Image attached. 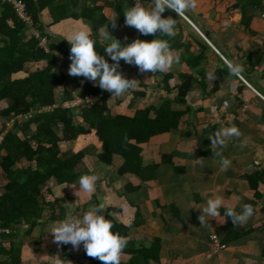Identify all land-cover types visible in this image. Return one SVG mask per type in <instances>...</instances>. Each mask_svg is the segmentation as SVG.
Listing matches in <instances>:
<instances>
[{"label":"crops","instance_id":"crops-1","mask_svg":"<svg viewBox=\"0 0 264 264\" xmlns=\"http://www.w3.org/2000/svg\"><path fill=\"white\" fill-rule=\"evenodd\" d=\"M60 2L77 4L66 7L71 19L63 23L50 24L51 11H45L42 17L48 27L46 33L67 40L75 31L86 30L107 44L103 33L107 29L115 38L123 36L128 30L122 20L124 11L137 0ZM138 2L151 5V0ZM96 8L100 10L97 17H106L108 22L94 30V25L83 17L92 16ZM262 9L261 0H198V7L184 16L170 9L162 14L176 19L177 34L170 45L180 62L164 73H141L134 64L124 63L125 76L138 80L134 89L144 82L147 96L134 99L127 91L111 96L109 106L114 115L134 117L139 110L176 94L165 90L167 75H171V88L181 82V77L192 76L186 104L174 108L185 112L179 129L153 136L142 145L143 165L124 173L121 169L125 159L121 155L116 154L112 164L99 163L102 143L95 132L74 143H63L65 150L87 152L84 165L99 180L91 193L79 189V180L61 186L52 182L54 194L50 200H63L56 216L63 210L64 220L82 217L93 206L103 204L105 218L108 215L115 224L128 228V245L120 264H130L131 260L134 264H264V183L254 180L264 172ZM114 16L115 28L110 21ZM133 28L130 26V31ZM132 33L134 39L142 35L138 30ZM225 59L243 66V78L229 74ZM209 69L216 73L212 80L207 75ZM232 125L241 130L242 137L230 139L226 149L218 150L219 155L212 153L209 136ZM245 138L247 146L241 149L239 144ZM200 158L202 163L197 161ZM224 158L231 161L226 170L221 168ZM214 195L223 196L225 204L238 212L241 205L251 204L254 215L246 224L234 226L225 215V207H221L219 216L201 226L198 217L202 209L197 208L206 206ZM60 222L42 229L41 251L24 246V264L91 263L83 243L79 249L67 244L68 253L61 251L62 244L54 243L50 231ZM212 235H217L226 249L214 251ZM53 249L57 255L52 257Z\"/></svg>","mask_w":264,"mask_h":264},{"label":"trees","instance_id":"trees-1","mask_svg":"<svg viewBox=\"0 0 264 264\" xmlns=\"http://www.w3.org/2000/svg\"><path fill=\"white\" fill-rule=\"evenodd\" d=\"M21 1L33 25L21 19L11 2L0 0V140H3L0 148V264H24V246L41 251L42 229L50 223L64 221L62 209V214L56 216L63 200H50L54 194L52 182L59 186L72 185L82 175L90 174L84 165L87 152L65 150L63 143H74L81 136L95 132L102 143L97 155L99 163L112 164L118 154L125 159L121 172L135 171L144 163L142 145L153 136L179 129L185 112L174 108L186 104L194 80L192 76H183L181 82L171 88V75H167L165 90L169 94L174 91L175 95L139 110L134 117L114 115L109 106L112 96L109 91L83 76L68 74L71 64L68 40L46 33L48 27L43 23V13L51 11L53 23L50 24L63 23L71 19L66 7H73L77 2ZM99 12L96 8L92 16L83 17L94 25V30L108 22L106 17H97ZM122 20L125 23V15ZM34 28L40 32L39 37ZM129 28L117 38L125 46L135 40L132 31L136 29L130 31ZM158 36L159 33L141 35L136 39L151 41ZM90 37L96 41V50L106 55V44L95 34ZM170 39L169 43L173 41ZM105 59L109 64L114 63L110 57ZM124 63L120 61L118 71L125 76ZM144 87L148 88L142 82L129 92L134 99L146 97ZM75 93L80 97L102 96V99L95 104L64 107L77 97ZM50 106L55 108L46 110ZM254 180L264 183V172ZM106 219L113 223L114 233L127 236V227L115 224L108 215ZM62 247L61 251L68 253L67 244ZM50 254L56 256V249ZM90 260V264H102L98 258ZM133 262L131 260L130 264Z\"/></svg>","mask_w":264,"mask_h":264},{"label":"clouds","instance_id":"clouds-1","mask_svg":"<svg viewBox=\"0 0 264 264\" xmlns=\"http://www.w3.org/2000/svg\"><path fill=\"white\" fill-rule=\"evenodd\" d=\"M197 7L198 0H151L148 7L137 0L134 6L124 11L125 24L134 27L145 36L159 33L158 37L174 38L177 34L176 19L164 18L162 14L170 9L178 16H184ZM110 21L115 28L117 26L115 16ZM158 37L151 41L135 39L125 46L106 29L103 33V39L108 42L104 49L106 55H101L96 50V41L86 30L75 31L67 39L71 45L68 74L74 77L83 76L89 81L96 82L102 90L109 91L112 96H120L134 89L138 81L126 78L118 71L121 60L127 64H134L141 73H164L175 63L180 62L179 54H174L169 41ZM106 56L114 63L109 64ZM224 62L231 76L243 78L244 68L241 64L227 59ZM207 75L212 80L216 73L209 69ZM242 135L241 130L235 125L217 129L209 136L212 153L219 155L218 150L226 149L230 139H239ZM246 146L247 138L239 144L241 149ZM197 161L202 163L201 158ZM230 165L231 161L227 158L221 161L222 170H226ZM98 180L99 176L96 174L82 175L78 182L79 189L91 193L95 190ZM221 207H225V215L232 219L234 226L246 224L255 211L251 204H243L238 212L225 204L223 196L214 195L207 200L206 206L197 208L202 209V214L198 217L201 226L209 224L210 218L219 216ZM103 208V204L93 206L83 213L82 217H70L61 221L50 231L54 236V243L71 244L76 249L83 243L87 256L98 258L102 264H120L128 239L119 232L112 231L113 223L101 214ZM68 264L72 262L68 261Z\"/></svg>","mask_w":264,"mask_h":264},{"label":"built area","instance_id":"built-area-1","mask_svg":"<svg viewBox=\"0 0 264 264\" xmlns=\"http://www.w3.org/2000/svg\"><path fill=\"white\" fill-rule=\"evenodd\" d=\"M7 1L11 2V4H13L15 6L17 13L21 17L22 20H24L28 24L33 25L32 18L28 15L27 7L23 1H21V0H7ZM261 1H262V7H263L261 17L264 19V0H261ZM38 37H39V35H38ZM45 41L46 40H44V42ZM101 97H99V96H86V97L77 96L74 100L66 102L64 105L66 107H77V106H80L81 104H95L102 99ZM54 108H55V106H53V107L50 106V107H47L46 110H51ZM2 141L3 140L1 139L0 140V148H1ZM211 246H212V249L216 252L222 251V250L226 249V247H227L225 244H222V242L220 241V239L218 238L217 235L211 236Z\"/></svg>","mask_w":264,"mask_h":264},{"label":"rangeland","instance_id":"rangeland-1","mask_svg":"<svg viewBox=\"0 0 264 264\" xmlns=\"http://www.w3.org/2000/svg\"><path fill=\"white\" fill-rule=\"evenodd\" d=\"M62 59H63V57H62ZM76 94V93H75ZM76 96H79L78 94H76ZM64 107H66L65 105H63ZM66 108H70V107H66ZM71 108H73V107H71Z\"/></svg>","mask_w":264,"mask_h":264}]
</instances>
